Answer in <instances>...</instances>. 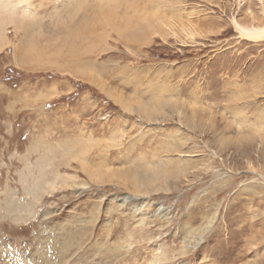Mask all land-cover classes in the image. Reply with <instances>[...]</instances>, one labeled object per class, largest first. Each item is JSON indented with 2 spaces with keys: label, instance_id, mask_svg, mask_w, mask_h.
I'll return each instance as SVG.
<instances>
[{
  "label": "rangeland",
  "instance_id": "1",
  "mask_svg": "<svg viewBox=\"0 0 264 264\" xmlns=\"http://www.w3.org/2000/svg\"><path fill=\"white\" fill-rule=\"evenodd\" d=\"M8 4L0 264H264V40L234 24L264 26V0ZM156 10L174 32L145 30Z\"/></svg>",
  "mask_w": 264,
  "mask_h": 264
},
{
  "label": "bare ground",
  "instance_id": "2",
  "mask_svg": "<svg viewBox=\"0 0 264 264\" xmlns=\"http://www.w3.org/2000/svg\"><path fill=\"white\" fill-rule=\"evenodd\" d=\"M262 1V0H261ZM7 5H10V4H8V0H7ZM2 8H3V6H2ZM263 8V7H262ZM4 9V8H3ZM7 9V8H6ZM5 9V10H6ZM9 9V8H8ZM154 10V9H153ZM263 10H264V8H263ZM4 12V11H3ZM151 12V11H150ZM150 12L149 13H145V15H142V18H141V20H142V22H144V26L146 27V29L145 30H147L148 29V32H149V34L150 35H152V36H154V35H159V34H162V35H166V34H169V33H172V32H174V28H175V26H176V22L174 21V20H172V19H170L168 16H164V15H160V13H159V11H153L152 12V14H150ZM7 13V12H6ZM6 13H4L3 15H5ZM138 14V13H137ZM3 15H2V17H3ZM148 16V17H147ZM5 17V16H4ZM9 17V16H8ZM253 18V17H252ZM10 20V19H9ZM188 20L189 21H191L190 20V17L188 18ZM7 21V20H6ZM137 22H139V21H137ZM234 24H235V27L238 29V31H239V33H240V36L241 37H243V38H245V39H248V40H254V41H260V40H264V26H254V25H252V26H249V25H244V24H241L240 22H238V21H234ZM128 22H124V23H121L120 25H117V28L118 29H122V30H120V31H123V29H128ZM144 26H143V28H144ZM30 27V26H29ZM136 28H137V32L136 33H138L139 34V32H141V28H139V26H136ZM7 29V28H6ZM18 29V28H17ZM24 29V32H25V38H27L28 37V31H29V28L28 27H24L23 28ZM4 29L2 28V31H3ZM129 30V29H128ZM128 33L130 32V31H127ZM143 33V32H142ZM147 33V32H146ZM188 36H193V34H192V32H190V33H188L187 34ZM149 36V35H148ZM151 36V37H152ZM150 37V38H151ZM162 38V37H161ZM5 40V39H4ZM7 41V40H6ZM165 41V40H164ZM0 44H2V41H1V43ZM17 46V45H16ZM18 47H20L19 45H18ZM1 48V47H0ZM21 48V47H20ZM19 53V51L17 52V54ZM61 65V63L59 64V66L58 67H61L60 66ZM63 66H66L65 64H64V62H63ZM65 68H67V67H65ZM67 69H65L64 70V72L66 71ZM69 70V69H68ZM88 71V70H87ZM70 72V71H69ZM68 73V72H67ZM87 74L89 75V76H85L84 75V77L87 79V80H89V82H93L94 80H93V76L90 74V72H87ZM98 84H100V85H102L101 83H98ZM51 86H53V84L51 85ZM103 87H105L104 85H103ZM110 91V90H109ZM45 94H47V97L49 98L48 99V101L49 100H51V98L52 97H55V96H57V95H59L60 93L56 90V88L55 87H52V88H49L48 87V89H46V91L44 92ZM38 94V93H37ZM107 95L109 96V97H111L116 103H118V104H120L123 108H125V109H128V107H129V104L127 103V101L125 100V98L123 97V95L122 94H118V93H116V92H108L107 93ZM87 97V96H86ZM84 100V99H83ZM46 104V103H45ZM39 148V147H38ZM37 150V149H36ZM35 150V151H36ZM38 151V150H37ZM49 152V151H48ZM44 153H45V151H44ZM43 153V154H44ZM45 155V154H44ZM74 155V154H73ZM43 157V156H42ZM77 157V156H76ZM69 158V157H68ZM47 161V160H46ZM71 161V160H70ZM45 166H46V164H45ZM42 172V171H41ZM115 172V171H114ZM113 171H111V169H108V171H102V172H100V171H98V170H95V171H91L90 172V174H88L92 179H94V180H102L103 182L106 180L107 181V179H106V177L107 178H111L112 176H114V175H116L115 173H114ZM45 174V173H44ZM43 174V175H44ZM61 179V186L62 187H64L65 189H71V190H76V189H83V188H85V187H87L88 186V184H87V182L86 181H84V180H81V178H80V176L78 175V174H72V173H66V174H59L58 175ZM45 177V175L43 176V178ZM128 178V177H127ZM42 179V178H41ZM111 179H109V181H110ZM124 180H126V178L124 179ZM41 181V180H40ZM102 181H100V182H102ZM105 181V182H106ZM42 182V181H41ZM102 182V183H103ZM59 182H57L56 180H54L53 182L51 181V182H49L48 184H49V187H48V189L50 190V192H53L56 188H57V184H58ZM37 190H38V188H37V186L35 187ZM40 188V187H39ZM47 188V187H46ZM28 189V188H27ZM40 190V189H39ZM41 190H43V189H41ZM44 190H46L45 188H44ZM35 191V190H34ZM47 191V190H46ZM30 192H32V190L30 191ZM40 192V191H39ZM28 193H29V190H28ZM43 193H45V191L43 192ZM29 201V200H28ZM27 204V203H26ZM8 205H10L9 203H8ZM29 205V204H28ZM9 207V206H8ZM15 207H16V205H15ZM10 208V207H9ZM13 208V207H12ZM16 209V208H15ZM17 210V209H16ZM13 211H14V209H13ZM199 231V230H198ZM199 232H201V231H199ZM202 234V233H201ZM198 235V234H197ZM199 237H201V236H199ZM193 238H195V237H193ZM184 242V241H183ZM191 242L192 241H187V243H188V248L190 247V248H195L196 247V245L199 243V241L198 242H196L195 244L193 243V244H191ZM186 245V244H185ZM184 247V246H183ZM182 247V248H183ZM186 247V246H185ZM186 247V248H187ZM187 248V249H188ZM183 249H185V248H183ZM192 250V249H191Z\"/></svg>",
  "mask_w": 264,
  "mask_h": 264
}]
</instances>
